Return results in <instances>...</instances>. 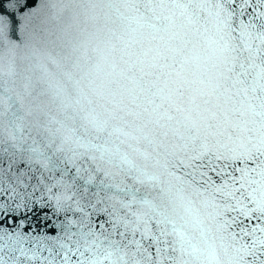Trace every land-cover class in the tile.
Returning <instances> with one entry per match:
<instances>
[{"label":"snow or ice","instance_id":"1","mask_svg":"<svg viewBox=\"0 0 264 264\" xmlns=\"http://www.w3.org/2000/svg\"><path fill=\"white\" fill-rule=\"evenodd\" d=\"M8 8L0 193L62 219L0 264H264V0Z\"/></svg>","mask_w":264,"mask_h":264},{"label":"water","instance_id":"2","mask_svg":"<svg viewBox=\"0 0 264 264\" xmlns=\"http://www.w3.org/2000/svg\"><path fill=\"white\" fill-rule=\"evenodd\" d=\"M24 0H12V3L19 6ZM39 2V0H37ZM46 2V0H45ZM8 0H3V7H0V14H10ZM19 16V12L16 13ZM17 36L19 32L17 31ZM15 38V37H14ZM0 56H3V47L0 46ZM18 198H13L10 193H0V231L4 229L10 232L24 231L35 235L37 232L47 231L49 235H55L54 226L62 219L56 214L53 204L42 206V202H30L27 207H17ZM23 223V228L21 224ZM257 222L245 221L244 227L251 228Z\"/></svg>","mask_w":264,"mask_h":264}]
</instances>
